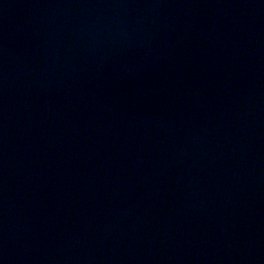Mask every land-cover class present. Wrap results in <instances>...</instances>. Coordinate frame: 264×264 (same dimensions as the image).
Returning a JSON list of instances; mask_svg holds the SVG:
<instances>
[{
	"label": "water",
	"instance_id": "95a60500",
	"mask_svg": "<svg viewBox=\"0 0 264 264\" xmlns=\"http://www.w3.org/2000/svg\"><path fill=\"white\" fill-rule=\"evenodd\" d=\"M0 264H264V0H0Z\"/></svg>",
	"mask_w": 264,
	"mask_h": 264
}]
</instances>
